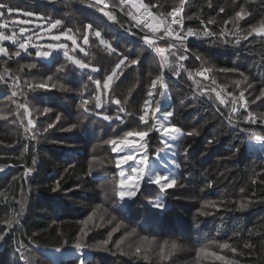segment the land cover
Segmentation results:
<instances>
[{
  "label": "trees",
  "instance_id": "trees-1",
  "mask_svg": "<svg viewBox=\"0 0 264 264\" xmlns=\"http://www.w3.org/2000/svg\"><path fill=\"white\" fill-rule=\"evenodd\" d=\"M110 2L113 10H106L111 11L118 22L108 21L86 0H0L20 11L37 12L53 20L62 19L63 26L59 30L53 29V34L71 28L77 44L87 53L78 47L75 56L89 64L88 69L81 71L69 63L66 71L57 72L59 65L65 63L63 51H53L45 60L35 56L34 47L29 49L31 54L21 53L20 57L7 59L0 56V72L7 66L21 77V83L24 80L39 83L52 75L53 80L48 84H57L55 88L36 91L25 85L24 97L18 98L27 104L31 118H34L35 138L30 131L25 132L24 125L29 117L25 116L21 123L15 115V104L0 98V113L8 117L0 119V232L8 233L0 241V264H22L16 251L18 241L27 245L21 251L34 258L32 264H79L81 253L73 245L81 229L87 232L84 240L88 245L109 240L106 250H83V253H89L84 259L87 264H188L201 247L216 251L233 264H264V143L251 140L249 134L242 131L251 127L264 132V124L247 125L242 119L235 121L234 118V123L239 126H230L226 117L231 105L220 104L216 92L210 93L211 99L208 97L209 89L215 87L221 93L220 98L230 101L232 96L228 93L238 96L250 83L252 88L244 91L249 110L257 115L264 113V98L251 103L264 88V38L253 34L247 40L235 43L237 31L247 30L264 18V0H211V7L209 0H186L181 13L185 30L192 27L203 31L207 27L217 35L189 37L185 41L187 51L179 49L177 52V55L187 56L184 61L170 55L176 49L166 51L168 62L182 63L192 72V79L183 69L176 77L165 68L163 79L167 89L160 88L158 81L152 97L149 113L155 108L156 101H160L158 115L174 111L171 122L184 132L180 152L176 155V162L181 165L174 173L178 184L166 193H159L155 185H144L142 195L138 194L127 205L119 200L120 177L115 155L104 141L144 127L139 122L143 101L148 98L151 81L162 69L159 55L154 49L145 47L141 39L143 33L136 29L133 30L135 35L125 31L134 22H130L120 7H113L119 5V0ZM144 2L156 5L153 12L168 13L178 6L179 0ZM221 7L223 12H220ZM240 7L250 14L234 23L235 12ZM189 16L192 19H187ZM213 19L215 23H207ZM89 23L116 49L115 53H110L99 43L93 30L87 33L89 44H83V26ZM222 30L228 33L231 43L221 42L224 39L219 35ZM41 34L43 31L38 32L31 43L35 44V38ZM168 43L167 39L158 40L156 46L167 49ZM3 46L10 52L16 50L15 45L7 42ZM68 48L72 54L71 43ZM197 55L201 59L197 60ZM124 56L139 58V62L132 65L126 61L128 66H122L123 74L114 80L111 90L100 93L102 107L95 109L96 85L88 80V75L103 83ZM28 63H35L37 67L18 72L21 65ZM92 68L99 71L93 72ZM222 68L237 71L221 72ZM201 69H210L206 73L208 79L197 74ZM212 79L216 80V85L211 84ZM193 80H199L204 87L198 89ZM236 80L241 81L239 88L234 83ZM11 83V80L8 84L0 82V97L10 96ZM60 84L70 90H62ZM165 94L167 99H164ZM82 99L89 100V112L81 107ZM115 99L121 104L113 103ZM119 107L125 112L118 113ZM45 108L51 111L45 113ZM117 114L121 120L115 119ZM57 115L61 117L59 121ZM103 115L112 116L113 120L106 121ZM13 119L16 123H12ZM49 123L54 126L45 132L43 129ZM74 124L75 128L72 127ZM193 129L198 135H187ZM147 139L149 159H152L164 146L156 132ZM33 157L35 165L32 164ZM26 167H32L33 171L25 178ZM57 181L59 189L53 191ZM241 188L245 191L241 192ZM160 196L165 199L164 210H152L148 202ZM241 204L248 207L241 209ZM90 215L92 220L81 223ZM9 221L14 222L12 230H8ZM132 233L143 241H133ZM225 241L236 251L220 247ZM159 243L171 249L163 255L164 252L158 251ZM246 243L251 246L246 248ZM138 246L141 251L137 254ZM181 246L189 249V255L184 256L185 250ZM43 249H72L73 252L53 261L43 254ZM198 256L195 264H224L206 253Z\"/></svg>",
  "mask_w": 264,
  "mask_h": 264
},
{
  "label": "snow or ice",
  "instance_id": "snow-or-ice-1",
  "mask_svg": "<svg viewBox=\"0 0 264 264\" xmlns=\"http://www.w3.org/2000/svg\"><path fill=\"white\" fill-rule=\"evenodd\" d=\"M186 4V0H179L178 6L172 8V10L168 13H158L153 12V8L156 5L152 4L151 2H144V0H119V5H113V7H120V11L125 12V14L130 18V22H134L130 27L125 28V31L135 35L134 29L138 30L140 33H143L141 39L145 43V47L149 49H154L155 52L159 55L161 60V71L160 74L155 77L151 81V85L147 92V99L143 101V110L142 114L139 116V122L144 127L141 130L135 131H126L124 132L122 137L108 139L104 141V144L111 146V152L116 153L115 158V166L119 169V191L118 196L119 200L122 203H126L127 201H132L134 198L137 197L138 194L142 195L141 188L144 185H155L159 193H166L168 189H171L178 184V177L174 174L175 170H178L181 165L180 163L173 160L171 165L165 163L163 165L164 171H161L160 168L156 166L149 165V153H148V137L151 133L156 132L161 135L160 143L163 144L164 148L172 149L175 147L176 151L172 153L173 156H176L180 152V145L183 141L184 132L176 126L174 123L171 122V119L174 116V111H167L166 113H161L159 116L157 113L160 111L161 103L160 101H156V106L152 109L151 114L149 113L150 105L152 103V97L154 95V90L157 89V82H160V88L167 89V84L164 82V75L165 72L163 71L164 68H167V71L171 72L173 76L179 77L180 71L183 69L184 71L188 72L189 79H192V72L189 71L187 68L184 67L182 63L180 64H173L168 62V57L165 55L166 51L171 49H176V51H171L170 55L175 57L178 61H184L187 59V56L183 53L177 55L179 49H184L185 52L187 51L185 46V41L189 37H212L216 36L217 34L207 27L201 31L199 29H194L192 27H187L185 30L183 26L184 17L181 16V13L184 10V6ZM90 7L95 8L98 12H100L104 17L107 18L108 21L118 22L117 17L111 12L106 10L108 5L106 0H94L93 3L89 5ZM209 7H211V0H209ZM224 8H220V12H223ZM22 14L26 19L19 21V23L11 22L13 17ZM250 13L246 12L244 7H240L239 11L235 12V16L233 18L234 23L238 22L239 20H243L246 15ZM171 17V20L168 19ZM44 21V24H37L35 31H32L30 26L33 23V19ZM187 19H192L191 16L187 17ZM62 19H51L43 14L33 12V11H23L22 13L18 9H14L10 5L0 3V56L5 57L7 59H11L12 57H20L21 53L31 54L29 53L30 48H35V56L37 58H48L51 56L52 51L54 50H63V57L65 58V63H61L57 68V72H64L67 70L68 64L70 63L75 68L83 71L84 69L89 68V64L85 63L84 60L79 59L75 56V50L79 47L81 52H85L86 50L83 47H80L77 44V39L73 34V30L68 28L66 30L60 31L59 34H53V29H61L63 26ZM204 23V21H201ZM208 24L215 23L214 19L207 21ZM227 23V21L225 22ZM176 25L177 27H173ZM122 28L124 27L123 24L120 25ZM17 28H19V36L17 35ZM85 30V34L83 35V44H89L88 38V30H93L94 35L99 39V43L105 46V49L108 50L110 53H115L116 49L112 48L109 44L108 40L102 38L101 32L99 30H94L93 25L91 23L86 24L83 26ZM43 31L45 36L50 37V42L46 45H34L32 44L33 37L36 33ZM6 32H11V35H6ZM25 33H29L25 36ZM160 33L161 35L157 36ZM253 34L264 38V18H261L258 24H252L249 26L247 30H240L235 33L237 37L235 39V43L239 44L241 39L247 40ZM220 36H223L224 39L221 41L223 44H229L230 41L228 37V33L225 31H221L219 33ZM61 36L66 37L67 40H70L72 43V54H70L69 48L67 43L61 42ZM167 39L169 41L168 48L162 49L157 47L158 40ZM3 41H11L13 45L16 46V50L14 52H10L7 47L3 46ZM47 50H44V49ZM196 59H201L200 56H196ZM126 61L132 65L137 64L139 62V58L136 59H129L128 56H124L120 59L116 64L115 68L111 72V74L107 75L106 79L101 83L100 80H94L92 75H88V80L93 81L96 85L95 89V109H100L102 107V101L100 97L101 92H108L111 90V85L115 79H119V76L122 75V66H128ZM6 65V61H5ZM37 65L35 63H28L26 65H21L18 69V72H23L25 69H33L36 68ZM93 72L99 71L97 68L91 69ZM210 71V69H201L198 70L197 74L204 76L205 79L209 77L206 73ZM221 72H231L237 71L236 69H229V68H222L220 69ZM243 76V73H240ZM247 80V77H244ZM11 80L12 83L10 85L12 91L10 96L0 97L3 99H7L15 104L16 107V118L20 119L21 123H23V118L28 116L27 123L24 125L25 132H31L32 137L35 138L36 136V124L34 122V118H31V113L28 110V106L26 103L20 102L18 98L24 97V86L26 85L32 91H36L38 89H49L57 87V84L53 83L51 86L48 84V81L53 80V76L49 75L45 81L39 83H29L28 80H24L21 83V77L18 74H13L12 70L5 66L4 70L0 72V82L8 84V81ZM193 83L197 86L198 89H202L204 86L201 85L199 80H193ZM216 80L212 79L211 84L216 85ZM237 88H239L241 81L236 80L234 81ZM59 87L64 91H69L70 89L65 88L63 84H60ZM252 85L249 83L247 89H251ZM244 91H240L238 96L233 95L232 93H228L229 96H232L230 101L220 98L221 93L216 91L215 87L209 89L208 97L211 99V92H216V97L219 99V103L222 105H231L230 112L228 113L226 119L230 126H239L238 123H234L235 121H240L242 119L244 124L247 125H257L264 124V113H260L257 115L253 111L249 110V101L247 97H245ZM251 95V93H249ZM264 98V88L261 89L260 95L256 96L251 103H255L256 100H261ZM164 99H167L166 94L164 95ZM113 103L116 105H120L121 101L119 99L113 100ZM183 104V101H181ZM89 100L82 99L81 100V107L84 109L85 112H89ZM219 111V109H217ZM242 110V111H241ZM45 113L50 112L51 109L45 108L43 110ZM125 112L123 107L118 108V113ZM246 113V114H245ZM223 114V113H222ZM7 115L0 113V119H7ZM61 117L59 115L56 116V120L59 121ZM103 119L106 121H112L113 117L109 115H103ZM116 120H121V116L119 114L115 117ZM151 121V123H150ZM12 123H16V119H13ZM54 125L49 123L46 128L43 130L45 132L48 129L52 128ZM73 128L76 125H72ZM249 134L251 140L264 143V132L257 131L254 128L248 127L242 129ZM187 135H198V131L193 129L192 131L188 132ZM129 137H138L139 143L129 140ZM170 141L172 143H170ZM211 143V141H209ZM123 145V147H121ZM27 150V149H26ZM186 151V149H185ZM137 153H140L139 163L133 166L130 162H135L137 160ZM111 162V161H110ZM36 159L35 157L32 158V164L35 165ZM127 165L130 169L128 175H125L124 167ZM174 166V167H172ZM71 167V165H69ZM171 168V170H170ZM33 171L32 167H26L24 171V177L26 178L31 172ZM115 183V180H113ZM255 183V180H253ZM59 181L56 182V187L53 188V191H57L59 189ZM182 186V185H180ZM211 186V185H209ZM241 192H244L245 189L241 188ZM206 204L209 202L205 201ZM150 204L153 208L162 209L164 208V204L161 202L160 199L150 201ZM247 204H241L240 208L244 209L247 208ZM93 216L90 215L87 220L81 221L83 224H87L88 221L92 220ZM115 219V217H113ZM12 221L8 222V230L13 229ZM18 223V221H15ZM115 230V229H114ZM135 232V229L132 230ZM7 231L0 232V241L5 239L7 235ZM87 236V232L84 229L80 230V233L76 236V242L73 245V248L76 249L78 252L81 253L80 257L78 258L79 264H87V262L83 259V250L88 249H95V250H106L105 246L108 245L109 240H104L100 244L96 245H88L84 240V237ZM111 238V233H109V239ZM147 240V237L144 238ZM65 244L67 241L64 242ZM167 243V241H165ZM211 243L215 244L218 243L217 241H212ZM18 246L16 251L19 253V259L22 261V264H32L33 257L25 256L24 252L21 249H26L27 245L24 244L23 241L17 242ZM119 246V244L117 245ZM250 244H245V247H250ZM172 247L175 248V243L172 244ZM222 248H231V251L235 252L236 249L232 248L231 245L225 241L220 244ZM57 251H60L57 249ZM141 248L138 246L136 248V253H140ZM161 252L163 253V248H161ZM206 253L208 257H214L216 260L224 261V264H233L232 261H229L225 256L220 255L216 251H209L207 247H201L197 250V254Z\"/></svg>",
  "mask_w": 264,
  "mask_h": 264
},
{
  "label": "rangeland",
  "instance_id": "rangeland-1",
  "mask_svg": "<svg viewBox=\"0 0 264 264\" xmlns=\"http://www.w3.org/2000/svg\"><path fill=\"white\" fill-rule=\"evenodd\" d=\"M21 13L23 12V11H20ZM23 19H26V17H24L22 14H20V15H18V16H16V17H13V20L11 21V22H15V23H19V21H21V20H23ZM37 24H41V25H43L44 24V21H41V20H37V19H33V23H32V25L30 26V28L33 30V29H36V25ZM17 30H19V28H17ZM17 34H18V31H17ZM38 33H36V35H37ZM6 35H11V32H6ZM50 37H48V36H45L44 34H41V35H39L38 37H36L35 38V44L34 45H46L48 42H50ZM5 42H7V43H10V44H12L11 43V41H3L2 43H5ZM61 42L62 43H67V45H68V43H71V41L70 40H67L66 39V37H63V36H61ZM72 44V43H71ZM44 50H47L46 48L44 49ZM54 51H56V50H54ZM61 51H63L62 49H61ZM53 52V51H52ZM156 53V52H155ZM52 54V53H51ZM157 54V53H156ZM160 58V57H159ZM45 60H48V59H45ZM161 61V60H160ZM165 69V68H164ZM159 114V112L157 113V115ZM159 116V115H158ZM159 134V133H158ZM159 136L161 137V135L159 134ZM162 138V137H161ZM129 140H132V141H135V142H137V143H139L140 141H139V138L138 137H129L128 138ZM170 143H172L171 141H170ZM121 147H123V145H121ZM174 151H176V149H175V147L174 148H172V149H166V148H164L163 150H161V151H158V152H156V154L154 155V157L152 158V159H149V161H148V163H149V165H152L153 167L154 166H156V167H158V168H160V170L161 171H164V169H163V165L165 164V163H168L169 165H171V162L173 161V160H175V161H177V159H176V156H173L172 155V153L174 152ZM114 155H115V158H116V153H114ZM139 159H140V153H137V160L135 161V162H130V164H132L133 166H135V164H138L139 163ZM124 167V170H125V175L127 176L128 175V172L130 171V169H129V167L127 166V165H125V166H123ZM172 167H174V166H172ZM118 170V173H119V169H117ZM170 170H171V168H170ZM176 171V170H175ZM175 173V172H174ZM120 177V176H119ZM157 199H160L161 200V202L165 205V199H164V196H160V197H158V198H155V199H151L150 201H153V200H157ZM150 201L148 202V206L152 209V210H155V211H163L164 210V208H165V206H164V208H162V209H156V208H153L152 206H151V204H150ZM130 201H127L126 203H122L123 205H127L128 203H129ZM133 234V236H134V238L132 237V240L133 241H136L137 243H141L142 241H143V239L142 238H138L134 233H132ZM166 246H165V244H160L159 243V246H158V251L159 252H161V248H163V252H164V254L163 255H165L166 253L165 252H168L169 250L168 249H171V248H165ZM182 248H184L183 246H181ZM165 250V251H164ZM184 250H185V252H184V256H186V255H189V249L186 247V248H184ZM42 252H43V254L45 255V256H47V257H49L51 260H53V261H58V260H60V259H63L65 256H69L72 252H73V250L72 249H68V250H60V251H57V250H49V249H43L42 250ZM78 252V251H77ZM80 253V252H79ZM173 253L171 252V255H172ZM82 255H83V259H85L86 257H88L89 256V253H82ZM171 255H169V256H171ZM199 260V256H198V254L196 255V257L195 258H193L192 256H191V259L190 260H188V264H195L197 261Z\"/></svg>",
  "mask_w": 264,
  "mask_h": 264
},
{
  "label": "built area",
  "instance_id": "built-area-1",
  "mask_svg": "<svg viewBox=\"0 0 264 264\" xmlns=\"http://www.w3.org/2000/svg\"><path fill=\"white\" fill-rule=\"evenodd\" d=\"M86 1L91 2V3L94 2V0H86ZM106 3H107V5H108L107 9H109V10H113L110 0H106ZM168 19L171 20V17H168ZM173 27H176V25H173ZM15 48H16V47H15ZM22 53H23V52H22Z\"/></svg>",
  "mask_w": 264,
  "mask_h": 264
}]
</instances>
